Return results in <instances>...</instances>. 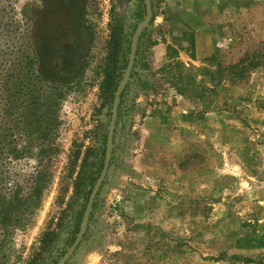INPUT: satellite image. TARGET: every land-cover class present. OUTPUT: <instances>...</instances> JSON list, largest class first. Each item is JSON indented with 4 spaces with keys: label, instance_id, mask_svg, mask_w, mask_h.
<instances>
[{
    "label": "rangeland",
    "instance_id": "1",
    "mask_svg": "<svg viewBox=\"0 0 264 264\" xmlns=\"http://www.w3.org/2000/svg\"><path fill=\"white\" fill-rule=\"evenodd\" d=\"M150 1L109 167L64 264H264V0ZM140 8L0 0L5 127L19 122L11 135L24 144L33 115L56 149L29 224L0 225V264H56L72 245L105 155L115 38L132 40ZM11 163L20 182L40 169L34 157ZM244 235L263 244L241 248Z\"/></svg>",
    "mask_w": 264,
    "mask_h": 264
},
{
    "label": "trees",
    "instance_id": "2",
    "mask_svg": "<svg viewBox=\"0 0 264 264\" xmlns=\"http://www.w3.org/2000/svg\"><path fill=\"white\" fill-rule=\"evenodd\" d=\"M141 8L138 10L136 17V24L134 25L133 33L137 25L145 19L146 9L144 0H140ZM120 35V33H119ZM119 35L115 38V56L118 57L119 69H115V83L112 93H115L119 83L123 77L124 71L127 66V56L130 51L131 39L126 44L122 46ZM143 32L138 36L136 42L135 57L138 54V48L142 40ZM120 55V56H118ZM17 86V85H16ZM13 84L12 88H16ZM49 93H44L43 99H47ZM12 94H7L5 97V102L7 105H15L18 102V99L12 98ZM40 99L39 95H32L31 100ZM45 97V98H44ZM122 93L119 97L118 107L120 105V99ZM48 100H46L47 102ZM50 101V100H49ZM25 102V101H24ZM5 103V104H6ZM27 103V102H26ZM34 109L32 106H27L25 109H21L22 113H25V117L30 116L31 110ZM10 111L1 112L0 110V225L5 227L4 231L6 232L9 225L15 224L19 227H24L29 224L32 214L33 206L39 203L41 199L43 190L45 189L48 180L50 178L49 173V162L45 161L46 158L51 157L52 153H55L56 149L53 147L52 143L48 142H39L38 139L48 138L51 136L52 128L48 129V132H39L38 129V119L31 115L29 117L30 123L25 126V129H22L24 136H29L24 140V144H21L16 139L12 138V133L17 132L18 129L16 126H19V122H14L12 129L5 127L6 122L9 120L7 116L10 115ZM52 125V124H51ZM46 130V127H44ZM43 134V135H40ZM32 137L36 138L33 139ZM21 140V139H20ZM104 156V154H103ZM96 171V175L91 177V186L89 189V194L91 193L96 180L98 179L102 166H103V157ZM23 157H34L37 160V165L40 169L36 174L30 175L29 179L24 182L19 181V172L15 169V164L11 163L12 161H17ZM79 227H76L75 233H77ZM236 243L241 248H252L260 247L263 244L262 239H257L252 236L244 235L237 238Z\"/></svg>",
    "mask_w": 264,
    "mask_h": 264
},
{
    "label": "water",
    "instance_id": "3",
    "mask_svg": "<svg viewBox=\"0 0 264 264\" xmlns=\"http://www.w3.org/2000/svg\"><path fill=\"white\" fill-rule=\"evenodd\" d=\"M145 3V9H146V16L145 19L140 22L134 33L132 36V40H131V45H130V52H129V59H128V63L126 66V69L124 71L123 77L119 83V86L114 94V99H113V108H112V116H111V122H110V127H109V131L107 134V141H106V145H105V155H104V163H103V167L101 170V173L91 191L90 197L87 201L86 207H85V211L83 214V218L81 221V224L79 226V230L78 233L72 243V245L70 246V248L68 249V251L66 252V254L64 255V257L56 264H64L65 261L70 257V255L72 254V252L75 250V248L77 247V245L79 244L83 233L85 231V227H86V223L89 217V213L94 201V198L103 182V179L107 173L108 167H109V160H110V153H111V146H112V136H113V129H114V124H115V119H116V111H117V104L119 101V97L120 94L122 92V90L124 89L129 77H130V73L133 67V62H134V56H135V50H136V42L138 39V36L140 34V32L148 25L151 16H152V6H151V1L150 0H144Z\"/></svg>",
    "mask_w": 264,
    "mask_h": 264
}]
</instances>
